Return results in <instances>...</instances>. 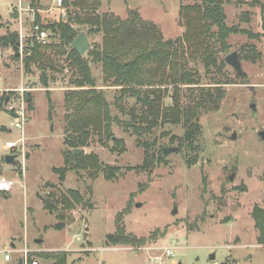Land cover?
I'll list each match as a JSON object with an SVG mask.
<instances>
[{
  "label": "rangeland",
  "instance_id": "374dc122",
  "mask_svg": "<svg viewBox=\"0 0 264 264\" xmlns=\"http://www.w3.org/2000/svg\"><path fill=\"white\" fill-rule=\"evenodd\" d=\"M58 1L37 0L34 10L41 23L66 17L67 8ZM247 1L223 0L226 22L259 33L260 38L230 34V48L219 52L218 58L224 60L232 51L239 56L242 47L243 54L260 56L241 59L242 77L227 63L223 73L216 75L226 81L221 85L225 94L217 109L200 111L201 131L195 150H176L149 168H138L145 150L125 123L138 124L130 109L140 113L139 104L135 97L125 96L118 106V87L105 85L101 64L91 62L97 86L120 121L112 122L111 139L93 133L88 143L78 148L79 153H95L103 166L119 167L120 173L108 180L103 171L93 177L91 170L70 169L62 180L55 168L64 166L63 152L69 149L65 138L73 105L65 93L78 89L72 83L76 71L66 59L56 56L55 68L44 72L46 83L41 81L43 70L37 64L26 72L22 58L33 33L30 2L0 0V36L15 31L18 41L22 39L19 58L13 46H3L0 40V173L9 185L8 191L0 190V264H18L25 247L30 250L28 262L36 259L38 264L52 263L38 254L51 250L66 251L67 264H156L151 258L161 255L159 248L165 245L174 252L166 264H220L224 260L264 264V242H258L250 215L254 203L264 205V139L259 135L264 131V32L260 6H250ZM190 2L193 0H101L97 12L130 19L129 9L137 10L143 20L156 24L163 39H175L184 33L180 7ZM87 35L93 47L101 44V33ZM47 39V43L58 41L50 32ZM187 64L199 70L204 86L214 85L210 76L215 73L206 74L197 57L189 55ZM22 86L32 96V107L27 110L24 147L15 150L16 163L10 165L5 155L11 149L5 143L17 140L20 131L10 125L11 115L3 101L8 94L17 93L10 89ZM168 89L162 100L167 106L172 104L173 92ZM180 96L184 105L190 104L198 96L197 87L183 86ZM252 102L256 113L250 109ZM184 130L181 123H165L153 127L142 139L149 142V152L157 155L163 147H178ZM117 139L120 144L115 143ZM145 182L148 186L138 191L139 184ZM68 189L80 191L83 203L64 209L61 200ZM45 201L63 212L62 229L53 227L59 212L46 209ZM128 204L130 212L124 216L128 232L137 236H148L155 229L160 232L141 245H107L106 235L115 230V215ZM36 238L42 241L37 243Z\"/></svg>",
  "mask_w": 264,
  "mask_h": 264
},
{
  "label": "trees",
  "instance_id": "16d2710c",
  "mask_svg": "<svg viewBox=\"0 0 264 264\" xmlns=\"http://www.w3.org/2000/svg\"><path fill=\"white\" fill-rule=\"evenodd\" d=\"M243 2L244 0H237ZM30 6L37 9V0H29ZM67 8V15L57 21L43 24L36 13L35 23L40 28L50 32V37L58 41L42 43L35 40L33 47L24 52L23 64L26 72H30L31 65L37 64L44 72L55 68L54 57L66 59L71 70L76 71L72 83L78 89L65 93L73 110L67 118L65 142L69 149L63 152L64 166L55 168L64 180V174L70 169L91 170L95 177L97 172L103 171L104 177L112 180L120 173L119 167L102 164L95 153H75L74 149L85 146L93 133H104L107 138H112L111 130L113 121H120L113 116L108 100L102 88L97 86V81L92 73L91 62L100 63L103 72V81L118 87L116 103L125 96L135 97L139 104L140 113L131 108L133 118L138 119V124L127 122V128H132L137 136V144L144 147L143 164L138 168H149L155 162L163 160L162 150L157 155L149 152V142L143 140V135L153 127L165 123H181L185 130L178 144V151L183 148L196 149V140L201 131L199 115L202 109H217L225 91L221 81L216 75L223 73L226 62L218 58V53H226L229 50L227 41L230 34L243 33L251 38H260L261 34H253L235 25H228L223 0H193L180 7V17L184 24V33L175 39H163L162 34L155 23L143 20L137 10L129 9L132 14L130 19H121L109 13H99L97 9L101 0H62ZM250 6L259 5L262 12V30L264 32V0L247 1ZM86 30L87 34L101 33L100 45L95 44L88 52L87 57H82L75 51L71 44L77 35ZM53 34V35H51ZM3 46H14L18 41V33L8 31L0 36ZM28 43L30 40H27ZM218 44V46H216ZM255 50L254 47H252ZM242 47L240 60L249 57ZM197 57L206 74L214 72L210 76L213 86H204L198 69L188 66V57ZM19 58V55H15ZM73 71V72H74ZM239 75V74H238ZM240 76V75H239ZM41 81L47 82L46 75L41 73ZM183 86L197 87L198 96L188 105H184L180 91ZM172 88V104L164 105L162 100ZM29 100L28 108L32 107V96L25 93ZM50 103V101H49ZM50 114V110H49ZM115 143L120 144L117 139ZM148 182L140 183L138 191H143ZM134 192L131 194L133 195ZM83 195L76 189H68L62 195V207L72 209L75 205L82 204ZM45 207L49 211L58 213V222L53 225L57 229L64 226L63 212L56 205L45 201ZM130 212L129 204L115 215V230L106 235L107 245H141L154 238L160 229H155L148 236H137L128 232L124 223V216ZM257 230L258 242H264V205L254 203L250 212ZM48 227L45 226V229ZM167 227L161 231L164 235ZM40 256L52 259L51 264H67L68 253L64 250L41 251ZM232 261V262H231ZM235 260H224L220 264H230Z\"/></svg>",
  "mask_w": 264,
  "mask_h": 264
},
{
  "label": "built area",
  "instance_id": "2783aa9c",
  "mask_svg": "<svg viewBox=\"0 0 264 264\" xmlns=\"http://www.w3.org/2000/svg\"><path fill=\"white\" fill-rule=\"evenodd\" d=\"M62 0H59L58 2H61ZM22 10V9H20ZM29 15L32 17V28H33V33L30 35V42L27 43L25 52L28 51L31 47H33L34 42L36 39L41 41L42 43H47V38H48V31L46 29L40 28L38 24L35 23V16L36 12L34 9L30 8L29 9ZM22 38V34H21ZM20 48L22 49V39H20ZM21 51V50H20ZM29 53V51H28ZM0 54H2V50L0 48ZM13 92H17L15 95H10L8 94V100L3 101V106L4 108L8 111V113L11 115V121L10 125L12 127L17 128L20 131V136L17 138V140H9L6 141L5 145L11 149V153L16 154L17 158V153L15 150H20L23 149L24 144H25V123L27 119V110H28V100L26 99L24 93L26 89L24 86L18 87V88H13L10 89ZM8 184L4 180L2 174L0 173V190L2 191H8ZM159 249L162 250L161 255H153L151 258V261L156 264H166V259L172 257L174 255L173 248L171 246H161ZM9 253L8 251H6ZM23 257H22V263L23 264H38V261L36 259L31 260L28 262V253L30 250L25 247L23 250ZM211 264H219L217 261H212Z\"/></svg>",
  "mask_w": 264,
  "mask_h": 264
},
{
  "label": "water",
  "instance_id": "95a60500",
  "mask_svg": "<svg viewBox=\"0 0 264 264\" xmlns=\"http://www.w3.org/2000/svg\"><path fill=\"white\" fill-rule=\"evenodd\" d=\"M19 45L20 42L17 41L15 45L13 46V50L15 52V55H20L19 51ZM72 48L77 51L82 57H87L88 52L93 48V45L89 42L88 35L85 31H81L77 37L74 39V41L71 44ZM224 60L227 64L231 65L237 73L242 77L244 75L241 67V60L237 54L236 51H232L231 53L227 54L224 57ZM42 75H44V71H42ZM8 100V96H6L5 101ZM250 109L252 110L253 113H256V105L254 102L250 104ZM259 135L264 139V131H260ZM233 139L236 137L235 134L232 135ZM178 149L177 146H167L162 148V153L163 155H168L170 152H174ZM75 153H79L80 149L76 148L74 149ZM5 161L7 164L15 165L16 163V154L14 153H9L5 155ZM230 179L233 178V175L229 176ZM174 212L176 213V209H174ZM87 229V227H86ZM37 243L41 242V238L35 239ZM211 258H214V253H212ZM18 264H23L22 263V257L19 259Z\"/></svg>",
  "mask_w": 264,
  "mask_h": 264
},
{
  "label": "crops",
  "instance_id": "0c3cea01",
  "mask_svg": "<svg viewBox=\"0 0 264 264\" xmlns=\"http://www.w3.org/2000/svg\"><path fill=\"white\" fill-rule=\"evenodd\" d=\"M19 2H20V1H19ZM20 5H22V3H19V4H18V7H19ZM31 8H32V7H31ZM33 9H34V8H33ZM10 165H11V164H10ZM0 166H1V165H0ZM36 239H37V238H36ZM45 250H46V249H45ZM47 250H49V249H47ZM135 254H139V253H136V252H135ZM10 258H11V257H10Z\"/></svg>",
  "mask_w": 264,
  "mask_h": 264
}]
</instances>
